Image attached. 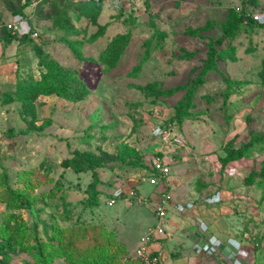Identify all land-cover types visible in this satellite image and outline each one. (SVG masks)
I'll list each match as a JSON object with an SVG mask.
<instances>
[{
    "label": "rangeland",
    "instance_id": "1",
    "mask_svg": "<svg viewBox=\"0 0 264 264\" xmlns=\"http://www.w3.org/2000/svg\"><path fill=\"white\" fill-rule=\"evenodd\" d=\"M254 14L264 0H0V32L15 21L25 31L0 46V243L16 215L29 247L35 233L73 228V248L84 251L108 231L125 248L120 264L137 262L157 225L155 187L113 207L107 192L135 184L129 175L151 161L150 121L172 118L190 151L173 168L198 185L215 177L251 187L254 233L264 235V27L248 23ZM54 69L75 71L88 96L51 94ZM233 152L240 159L227 163ZM74 157L96 164L95 190L93 171L62 166ZM14 193L30 201L16 208ZM28 263L18 245L0 251V264Z\"/></svg>",
    "mask_w": 264,
    "mask_h": 264
},
{
    "label": "crops",
    "instance_id": "2",
    "mask_svg": "<svg viewBox=\"0 0 264 264\" xmlns=\"http://www.w3.org/2000/svg\"><path fill=\"white\" fill-rule=\"evenodd\" d=\"M2 36L0 34V38ZM4 43L1 41L0 46ZM213 178L211 183L198 185L197 180L185 175L182 164L173 168L164 189L177 199H199L197 208L178 211L173 205L169 206L163 223L166 234L154 241L152 249L161 254L163 264H234V255L246 256L248 264H264V235L254 233V203L247 197V188L251 187L239 181H213ZM155 190L158 195L154 193L151 201L158 202L160 194ZM217 193L221 194L218 195L222 199L219 203L204 202ZM198 221L210 227L209 234L202 240L204 251L200 254L195 248L200 237ZM209 236L220 245H210Z\"/></svg>",
    "mask_w": 264,
    "mask_h": 264
},
{
    "label": "trees",
    "instance_id": "3",
    "mask_svg": "<svg viewBox=\"0 0 264 264\" xmlns=\"http://www.w3.org/2000/svg\"><path fill=\"white\" fill-rule=\"evenodd\" d=\"M99 1V0H96ZM248 23L254 27H264L261 25L263 23H259L253 19V16L247 19ZM4 35L0 38L1 41H11L12 40H21L22 37L13 36L12 32L4 29ZM58 69H54L52 73V82L58 85V90H56V86L54 85L53 92L51 94H57L68 101H80L83 100L85 97L88 96V88L79 77L76 76L75 71H71L69 69H64L62 71H55ZM54 74V75H53ZM171 122H176V124L180 127V124L177 120L171 119ZM240 150V149H239ZM242 153V149L239 153ZM235 155L236 153L233 152L227 159V163L231 161H236L240 159L241 155ZM62 166L66 169H73L77 173H83L87 171H93V189H96L97 184L99 183L98 175L95 172L96 164L86 160L80 159L78 157H74V159H65L62 162ZM149 167L138 171L139 173L132 172L134 174L129 175L128 180L137 176L142 171L144 172ZM225 168V166H223ZM126 182V181H125ZM120 186V184H116L115 187ZM130 187L135 189L138 192V187L140 186H133L127 185L126 183L123 187ZM113 187L111 190H113ZM110 191L107 192V197H111L109 194ZM96 197L101 195L100 191H95L94 194ZM14 201L17 204L16 208H21L24 203L30 201V197L28 194H20L14 193L13 195ZM91 202L94 201L93 198L89 199ZM119 200H126V199H119ZM20 216L12 215V221L6 223V232L9 233V237L6 241L0 243V251L5 252L8 247L18 245L19 248L22 247L23 251L31 252V255L34 257L35 264H54L56 259L63 258L65 259L66 264H120L122 262V257L124 254L125 248H121L120 243L117 241L114 234L110 232H103L101 235L97 237H93L90 239H86L88 242H94L95 240L99 241L95 246L86 248L84 251H76L73 248V245L80 241L78 238V234L76 230L72 229H61L56 228L52 234H47V239L40 238L38 233H35V243L33 246L29 247V245L25 242L28 241L30 238V234L28 233L27 225H22L18 223ZM25 237V239H23ZM101 242V243H100ZM77 246V244H76ZM75 250V251H74ZM123 252V253H122ZM30 264V263H28ZM123 264V263H122ZM124 264H139L138 262L130 263L126 261Z\"/></svg>",
    "mask_w": 264,
    "mask_h": 264
},
{
    "label": "built area",
    "instance_id": "4",
    "mask_svg": "<svg viewBox=\"0 0 264 264\" xmlns=\"http://www.w3.org/2000/svg\"><path fill=\"white\" fill-rule=\"evenodd\" d=\"M253 19L259 23H264V14H254ZM7 30L11 31L13 35L24 34L23 25L19 21L6 25ZM1 30V29H0ZM0 34H2L0 32ZM40 33L35 31L32 37L35 41L39 40ZM158 111V110H157ZM149 125L151 128V138L153 143L150 146L151 161L148 165V169L144 171L143 174L139 175L135 184L133 186H139L144 183H149L154 186L160 196L157 202V208L155 210V216L157 220V225L151 228L145 237L142 239L141 245L137 248L135 252V259L140 264H163L162 256L159 252L152 249L155 240L164 236L166 234L164 227L165 217L168 213L169 206L173 205L175 210H194L197 208L196 199L181 198L177 199L173 193L164 189L165 183L171 176L172 169L175 165L180 162H186L185 156L190 152L187 150L185 142L182 140L179 134V126L176 122H171L170 120H158L155 119L153 122L150 121ZM231 176V170L225 169L223 172V178L227 179ZM134 178V177H133ZM131 178V179H133ZM130 179V180H131ZM111 197H107L106 204L109 207L115 205L116 201L119 199H134L138 196V192L130 187H123L120 185L115 187L109 192ZM219 195V193H217ZM214 195L205 199L208 203H215L220 200L219 196ZM198 231L200 233L199 240L195 244L197 253H202L204 251V246L202 245V240H204L209 234L210 227L204 221H198ZM208 241L210 245L219 246L220 242L212 236H209ZM234 264H248L247 257L238 258V255H234Z\"/></svg>",
    "mask_w": 264,
    "mask_h": 264
},
{
    "label": "clouds",
    "instance_id": "5",
    "mask_svg": "<svg viewBox=\"0 0 264 264\" xmlns=\"http://www.w3.org/2000/svg\"><path fill=\"white\" fill-rule=\"evenodd\" d=\"M3 37V36H2ZM172 171H173V169H172ZM223 177V176H222ZM214 195H217V194H214ZM213 195V196H214ZM219 195H221L220 193H219ZM217 197H218V195H217ZM210 198V197H209ZM219 198H220V200L218 201V202H215V203H208V202H206L205 200H204V202L206 203V204H209V205H213V204H217V203H219L222 199H221V197L219 196ZM193 199V198H192ZM197 200H199V199H196L195 201L197 202ZM197 204V203H196ZM113 207V206H112ZM155 227V226H154ZM151 228H153V227H151ZM150 228V229H151ZM149 229V230H150ZM148 233V232H147ZM136 252V251H135ZM134 255H135V253H134ZM136 260V259H135ZM137 261V260H136ZM248 261V260H247ZM138 262V261H137ZM139 263V262H138ZM140 264V263H139Z\"/></svg>",
    "mask_w": 264,
    "mask_h": 264
}]
</instances>
